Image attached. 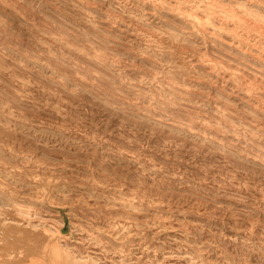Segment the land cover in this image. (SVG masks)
Masks as SVG:
<instances>
[{"label": "rangeland", "instance_id": "1", "mask_svg": "<svg viewBox=\"0 0 264 264\" xmlns=\"http://www.w3.org/2000/svg\"><path fill=\"white\" fill-rule=\"evenodd\" d=\"M54 256L264 264V0H0V264Z\"/></svg>", "mask_w": 264, "mask_h": 264}, {"label": "crops", "instance_id": "2", "mask_svg": "<svg viewBox=\"0 0 264 264\" xmlns=\"http://www.w3.org/2000/svg\"><path fill=\"white\" fill-rule=\"evenodd\" d=\"M27 239V238H25ZM52 254V251H51ZM55 257V256H54ZM66 256H60V258L55 257V260L59 263V264H68L66 258ZM34 264H41L40 262H35Z\"/></svg>", "mask_w": 264, "mask_h": 264}]
</instances>
